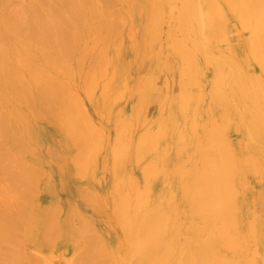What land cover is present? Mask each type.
<instances>
[{
	"label": "rangeland",
	"instance_id": "1",
	"mask_svg": "<svg viewBox=\"0 0 264 264\" xmlns=\"http://www.w3.org/2000/svg\"><path fill=\"white\" fill-rule=\"evenodd\" d=\"M9 1L7 0V9L11 8L12 10V7H14V9L18 7V10H25L32 2L34 4L35 0H12L14 3L13 5H11L12 2ZM49 1L52 3V0ZM49 1L47 0L48 5ZM94 1L99 7L104 3L102 0ZM131 1L132 0H113L112 3L114 2V4H109L108 11L111 17L108 16L109 19L107 18V20H114L118 14H120V18L123 14V18L118 19L117 24L115 23L117 25V28H115L118 31V27L122 25V22L126 21L125 18L129 15V21H131L130 15H133L131 21L133 23L129 22V25L132 24L131 30L134 31V33H132L130 29H127L128 22H126L125 25L123 23L120 27V29H123L121 30L122 35L119 30L120 35L117 34L118 32H115L116 35H119L116 36L118 38L115 39V36H112L114 38L111 37L107 40L109 44L107 41L104 42L105 44L107 43L108 49L103 43L102 45L104 47H102V45H100L101 41L98 39L100 35L99 32H101L102 29L98 31H94L91 28L86 30V27L82 26L83 30L79 29L81 32H77L78 35H83L80 38L81 41L83 39V43H80L81 50L88 52L93 50L94 52L97 51V53H100L102 48L101 55H103L106 50L105 55L107 59L110 58L109 55L112 56L110 58L111 60H108L110 63L112 61L114 63L111 64L109 68L103 70L102 68L104 66H101V77L99 75V77L97 76L94 78L95 81L93 80L89 83L88 79L90 78L87 76L88 74H86V67H88L87 61L82 62V64L80 62L81 60L77 62V54L71 58L72 60L69 59L70 61H67L68 59L63 60L61 57L58 58L61 60H59L60 63L65 64L67 62L66 64L68 65L61 64V67L51 69V71L49 70V74H53L55 79L66 85L68 83V85L65 86L67 91H69V104H71L69 113L74 111V115L70 114V116L73 115L71 120L75 118L81 120L82 124H78L77 127L81 130H85L89 135L81 149L76 147L77 142L80 141L78 136L73 133L74 136L71 135V133H67L68 130L63 124L60 127L62 130L59 129L61 131H56L55 127L51 125V121L48 122L44 120L45 117L43 113L39 112L40 115H43V117L42 115L39 117V114L28 105L26 106L30 109L23 105L27 104V101L25 100L26 103H22L24 100H21L22 97L20 99V95L19 98L17 97L18 94L11 98V101L14 100L12 103H15L16 107H21L22 113L24 112V122L27 120L25 125H29L28 127H30L25 129L26 126L22 123L24 128L20 126L19 130H27L29 137H32L31 142L27 141L31 147H24L27 143L24 139L25 142L23 141L21 143V145L24 143V146L18 148V145L15 149L13 141L9 139L5 140V137L0 138V143L2 142V144H0V151H5V157L7 156L5 160V164H7L6 173L9 175V172H15L22 175V177L18 178V185H12L10 180L6 177V174L0 177V207L2 210L9 213L12 212L10 214L15 221H19V223L16 222L17 225L14 224V239H16L13 241V246L16 251L14 253L17 254L18 263L80 264L93 255L103 257V254L116 255L117 257L120 255L123 258L124 255L122 254L124 250L125 254L128 248H126L128 245L125 240L126 238L124 236L122 237L124 234H122V232L126 233L123 224L124 221L134 218V220L137 219V223H140L142 220L141 217L145 216V220L149 223V237L154 234L160 239L155 246H153L149 240L147 243L149 245L148 254L150 258L154 257L156 261H158L156 256H161L163 252L166 251V248H172L174 252L172 263L170 260L168 261L169 257L166 258V261H168L167 264H173L175 257L182 253L179 247L185 245L196 248L198 241L205 237L206 232L204 230H210V232L213 233L214 224H216L219 227V229H216L219 230L218 235H220V237L230 238L228 240L233 239L232 241H228L227 238H222L223 241L221 242L222 244H219L220 247L228 249L229 253L234 255V258L239 257L242 264H246L247 262L255 264L253 261L255 262L256 258L262 260L263 262L261 264H264V237L261 238V243L260 234H258V231L264 230V167L257 168L253 164L255 155L248 147L250 143L249 140L252 136L248 130L246 131L244 123L238 126L236 122L237 118V121L240 120L239 117H241L243 113V100L239 89L230 80L229 67L227 66L229 65L233 72L237 70L241 76L253 74L252 83L247 85V89L251 90L252 87L257 89V79L261 77L259 76V64L256 61L253 62V57H249L251 53L249 54L247 42L248 38L251 36L249 34L250 31L246 29V31H243L241 29L243 27L240 21L236 19V15H229L221 0H217L220 7H223V11L221 12L219 9L220 7L217 5L219 7V12L223 13V16L225 14L224 17H221L222 19L224 18L223 20L225 22L223 21V23H225V25L222 24V19L219 14L217 17L219 16L218 18H220L221 21L217 18L215 23H219L220 27L218 28L217 25L215 26L218 30L220 29V31L223 29L226 36L232 39V47L234 46L237 48L235 51L238 52V57H235L234 60L239 64L234 63L239 65L238 67L240 68L235 69L237 66L234 64V66H236L234 68L230 65L227 59L220 55L219 49L214 48L213 45L203 37L202 32L205 25L202 24L201 19H198V14H196L194 18L185 15L182 0H148L150 3H146V0L145 2L144 0H134L135 3L137 2L136 4ZM43 2L47 3L44 0ZM55 2H57V0ZM140 2L141 4H139ZM157 2H159L161 8H159V6L157 7ZM9 3L11 5L10 7ZM38 3L41 4L40 1ZM54 3L51 5H54ZM105 4L108 6V3ZM142 4L146 7H143ZM154 4L155 6H153ZM150 5L153 7L150 8ZM112 6L114 7L111 9ZM155 7L157 10H155ZM114 8L117 11L113 10ZM137 8L141 9V12H136ZM144 8L148 9L146 10ZM144 10H146V12ZM111 11L112 13L114 11L117 13H114L116 15L115 17ZM154 11L158 12L154 13ZM21 12L22 11H20V13ZM144 13L146 14L144 15ZM148 14L152 16L148 17ZM155 14L157 17H155L156 19L153 17ZM143 16H146L145 18L147 19L149 18V21L144 19ZM151 17L153 21L154 19L157 20V25L155 22H153L154 24L151 22ZM121 19H124V21L122 20L121 24L118 26V22L119 20L121 21ZM158 19L161 22L158 21ZM139 20H141L140 24L138 23ZM178 20H181V26H179L180 21L178 23ZM114 21H116V19ZM146 22L149 23L147 24L149 28L146 26L148 29L146 30L147 32H144L143 29H146L144 26ZM154 26H157L156 29ZM128 28L130 27L128 26ZM151 28H154V30L152 29L153 31H149ZM224 28H226V30ZM92 31H94L95 35H93L94 33ZM126 32H131L133 36L131 33L127 34ZM144 33H154L153 36L155 37L145 35V38ZM247 34L250 36L246 37ZM127 35L136 39V42L133 40V42L137 44L133 43L136 47L134 48V45L131 48L135 50L139 47L137 50L139 52H137V54L135 53V55L133 54L134 52L130 53V51H132L130 49L132 45L130 42L132 40L128 38L129 36L127 38L130 40L126 39ZM121 36L122 39L120 40L119 38ZM142 37H144L143 40H147V43L144 41L146 44L143 42ZM111 39H113V41H111ZM245 40L247 42H245ZM115 43L118 47L121 45V48L118 50L114 49L116 46H114ZM143 43L145 49H143ZM222 43L219 44V47L225 50L227 44ZM117 46L116 48H118ZM98 49H100V51ZM198 49L200 50L198 51ZM114 53L118 54V57H115ZM132 55H134V57ZM239 57H241V59ZM115 58H117L116 60L119 64L115 62ZM205 58L209 59V61L204 62L203 59ZM242 58L245 59L246 62ZM127 59H129V61ZM109 62H106V65ZM79 63L81 65H79ZM114 64L115 66L112 68ZM207 64L209 66L211 64L218 69L220 72L219 80L214 79L213 71L209 69L211 66L208 67ZM246 65L249 68H246L248 70L245 69ZM68 66H70V68ZM241 66H243V68ZM59 68L65 69V72L69 69L67 73L68 76L71 75V78L67 77V73L63 74L64 71L62 74H59L61 70L56 73L55 70ZM70 70H73L72 74H69ZM60 75L63 77L66 75V78ZM110 75L112 78H110ZM107 80L109 81L107 82ZM92 85H94V87ZM183 87H188V92L182 91ZM189 88L191 89L189 90ZM119 90L120 92H117ZM84 91H86V93H84ZM13 95L15 94L13 93ZM104 96H106V98H104ZM217 96L226 97L229 105L233 108V126L229 129L226 128L223 123L220 110L214 108L218 106L215 102ZM102 98H104V100ZM263 106L264 104H261L262 113L264 114ZM49 107V105H46L45 108L49 109ZM72 107H76L77 109L75 108V110ZM19 130H13V140L15 132H18L16 133V135L18 134L17 136L21 135L22 137L23 132L20 133ZM1 139L4 140L5 144ZM9 142L14 145L12 149L9 147L11 146ZM4 145L8 147V149ZM222 145L224 147L235 145L237 154L248 161L247 166L244 168H248V166L251 165L249 171H252V173L247 176L246 183H244L248 188V192L246 196H242L239 207L230 221L226 222L225 225H223L225 222H222V224L219 219L218 221L217 219H198L196 214L194 217L189 213L191 209L186 207L184 203L182 204L183 201L181 202L180 200V198L184 197L187 191H189V180H191L192 177L198 178L201 174L206 173V160L212 157V155L214 156L216 153H219L222 150ZM39 148L40 150L38 151ZM10 149L11 151L14 150L11 152ZM33 149L34 151L36 150L35 153ZM13 155L15 157H13ZM203 168L205 170H203ZM126 174L129 175L126 176ZM131 174H133V177ZM100 176H103V179H100ZM131 178L132 180H130ZM98 179L100 181L98 182L100 186H97L96 183ZM111 180L113 181L112 185L109 184ZM237 180L238 184H241L240 176L237 177ZM63 183L65 184L63 185ZM77 184L84 186H79L78 188ZM90 184H92V188H90L91 186L89 187ZM113 185H115V187ZM110 187L112 189H109ZM63 189L64 192H62ZM79 189H81V191H79ZM13 192L14 194H12ZM11 194L14 197H12ZM15 195H17V198ZM1 197L6 198V200ZM136 200L140 202V204ZM17 201L19 204H16ZM54 203L56 204L53 205ZM16 205H18V207ZM132 205H134V207ZM165 205L177 207V210L172 214L171 218H169L166 213ZM187 208L189 212L186 211ZM19 211H22L21 213L24 214L23 217H20L21 214L18 215L20 213ZM123 211L125 213H123ZM128 213L132 215V218ZM16 215H18V218ZM50 215H54V219ZM191 217H194L195 220ZM43 219L44 221L42 223L41 220ZM45 220H48L50 223L45 224ZM36 221L38 222L36 223ZM33 222L35 224H33ZM243 222L245 225L244 230L242 228ZM53 223L55 224L52 225ZM25 224L29 226L26 227ZM42 224L44 226H42ZM192 226L197 231L189 232L188 229ZM23 227H25V229H23ZM43 227L45 230H48L45 231ZM50 227L51 229L53 228L52 231ZM222 230L223 232H221ZM224 233L228 236L224 235ZM113 235L117 238L115 236L113 237ZM200 236L202 237L198 238ZM223 242L227 244V247H225ZM87 244L90 248L87 247ZM122 245L124 247H122ZM114 247L116 249L115 252L113 250ZM117 249L118 252H116ZM77 251L80 252L78 253ZM193 258L195 257L193 256ZM156 261H152L153 264H155ZM159 263H161V260Z\"/></svg>",
	"mask_w": 264,
	"mask_h": 264
},
{
	"label": "bare ground",
	"instance_id": "2",
	"mask_svg": "<svg viewBox=\"0 0 264 264\" xmlns=\"http://www.w3.org/2000/svg\"><path fill=\"white\" fill-rule=\"evenodd\" d=\"M39 1L41 2V4L38 3ZM39 1L35 0L34 4L32 2V4L28 8H26L25 10L24 9L18 10L19 9L18 7H17V9H14V7H12V10H11V8L7 9V0H0V138L5 137V140L9 139L10 141H13V144L15 146L10 142H9L10 144L8 143L9 145L12 146V147L9 146L11 149L13 148V146H14V149L17 148L18 145H19L18 148H20V146H24V143L21 145V143L24 141V139L26 142L32 141V137L31 136L29 137L28 131L25 130L26 128H30V127H28L29 125L28 126L25 125V122L27 120L24 122V120H25V118L23 116L24 112L22 113L21 107H16L15 103H12L14 100L11 101V98L16 96V94H18V96H17L18 98L20 95V99L22 97V99H21L22 101L23 100L27 101V104H23V105H25V106L28 105L31 109H33L35 112H37L39 114V117L42 115V114L40 115L39 112L43 113L44 117H45L44 120H47L48 122L51 121L52 122L51 125L55 127L56 131L61 129L60 127L63 124L66 127V129L68 130L67 133H71V135L76 134L78 136V139L80 140L79 142H77L76 147L78 149H81L89 135L87 134V132L85 130H81L80 128L77 127L78 124H80L82 122L81 120H77L76 118L72 119L74 121L71 120L72 116L74 115L73 114L74 111H71V113H69V107H71V104H69L70 103L69 91H67V89H66V86L68 85V83L66 85L65 83H62L61 81H58L57 79H55L53 77V74L52 75L49 74L50 73L49 70L51 71V69L61 67L62 65H65L67 63V62L65 64L60 63L61 60L58 58L61 57L63 60L68 59L67 61H70L69 59H71L74 55L76 56V54H77V62L81 60L80 62L82 64V62L87 61L86 63L88 64V67H86L87 73L86 72L85 73L88 74L87 76H89V78H90V79H88L89 83H91L95 77H97V76L99 77V75L101 77L102 76V74H101L102 73V71H101L102 67L101 66L102 65L104 66L102 68L103 70H106L107 68H109L110 65L114 63L113 61L110 63L108 60L112 56L109 55L110 58L107 59V56L105 55V51H106L105 48H104V50H105L104 54L101 55L100 54L102 51L101 47H100L101 51H100V49H98L100 51V53L99 52L97 53V51L94 52L93 50L90 52L81 50L80 49V43H83L82 42L83 39L81 41L80 38L83 35H78L77 32L79 31V29H82V26L83 27L85 26L86 30H89L90 28L94 31H98V30L102 29V31L99 32L101 37H100V35L98 37V39L101 41L100 45H102V43L105 44L104 42L109 40L112 36H115V39L118 38L116 36H119L122 33L121 30H123V29L122 28L120 29V27L123 25V23L125 25V23L128 22L127 24L130 28H128V26H127V29L131 30L132 29L131 23H133L131 21H132L133 15L132 16L130 15L131 21H129V19H130L128 17L129 15L127 16L128 19L124 17L126 19V21H124V19H121V21L119 20L118 26H119V24H121L122 20L124 22H122V25H120L118 27V31H117V29H116L117 28L116 27L117 26L116 25L117 20L120 18H123L122 17L123 14L119 18L120 14H118V16H116L115 14H117V13H115V11L112 13V11H111L113 16L114 17L116 16V18L113 17L114 20L116 19V21H114V20L108 21L107 20L108 16L111 15L110 12L108 11V7H109V4L111 5L113 0H102V1H104V3H102L100 5V7H99V5H97V3L94 0H57V2H55L56 0H54L55 3L52 0V3H54V5H51L52 3L49 0H48L49 5H48L47 0H44L47 3L43 2V0H39ZM150 1L146 0V3H148V2L150 3ZM155 1H159V0H155ZM9 2H12L11 5L14 4L12 0H10ZM131 2L133 3L134 0H132ZM131 2L130 3L128 2V3L132 4ZM144 2H145V0H144ZM221 2L226 7V11L228 12L229 15H231V14L233 16L236 15V19H238L240 21V23L243 27L241 29L243 31H246V30L250 31L249 34L251 36L248 34L246 35V37L250 36V38H248V42L245 40V42H247V46H248L247 48H248L249 54L251 53V55H252V56L249 55V57H253L252 58V60L254 59L253 62L256 61L259 64V73H260L259 76L261 78L257 79V89L255 87H252L251 90L247 89V87H248L247 85L249 83H252V79H253L252 75L253 74L247 75L245 73L246 75L241 76L237 70L233 72L231 70V67L229 65H227V66L229 67L230 80L239 89V92H240V94L242 96V100H243V107H242L243 113H242V116L239 117L240 120L237 121V119H238L237 118L236 122H237L238 126L242 125L244 123L246 126V131L248 130L250 135L252 136V138L249 140L250 143H249L248 147L250 150L253 151V153L255 155V157L253 158V162H254L253 164L257 168L258 167L262 168V166L264 167V114L262 113V109H261V104H264V84H263L264 83V81H263L264 80V78H263L264 77V0H221ZM105 3H108V6ZM157 3H158V5H157V7H158L159 2H157ZM182 3H183L182 6L184 9L185 15L192 16V18H194V17H196V14H198V16H199L198 19H201L202 24L205 25V28L203 29V32H202L203 37L211 45H213L214 48L219 49L220 55L222 57L226 58L230 65H232L234 68L236 66L238 67L239 65H237V64H239V63L235 62V60H234L235 57L236 58L238 57V52L235 51V50H237V48L234 46L232 47V45H231L232 39H230L228 36H226V33L223 29H221V31H220V29L219 30L217 29V27L218 28L220 27L218 21H217L218 24L215 23L219 16H220V18L225 16V14L223 16V13L219 12V9L221 12L223 11V9H222L223 7H220L218 1L217 0H182ZM38 4H40V5H38ZM113 4H114V2L112 3V5ZM139 4H141V2ZM11 5L9 3V7ZM55 5H57V6H55ZM142 5H143V7L145 6L144 4H142ZM212 5L215 7V9ZM153 6H155V4ZM153 6L150 5V8ZM19 7H21V6H19ZM113 7L114 6H112L111 9ZM134 7H135V5H134ZM21 8H24V7H21ZM159 8H161V7L159 6ZM159 8H158V10H159ZM13 9H14V11H13ZM127 9H128V7H127ZM130 9H131V7H130ZM144 9H146V8H144ZM7 10H9V11H7ZM113 10H116V9L114 8ZM146 10H144V11L146 12ZM155 10H157V8ZM20 11H22L21 12L22 14L20 13ZM138 11L141 12V9L137 8L136 12H138ZM15 12L20 13V14H17ZM127 12H128V10H127ZM155 12H158V11H154V13ZM12 13H14V14H12ZM149 13H150V10H149ZM126 14H129V13H126ZM145 14L146 13H144V15ZM152 14H153V12H152ZM139 15H140V13H139ZM217 15H219V16L217 17ZM150 16H152V15L150 14ZM150 16L148 14V17H150ZM145 17L143 16L144 19H147ZM153 17L155 18L156 14ZM220 18H218V19L220 20ZM151 19L150 20L152 23L157 22V20H155V19L153 21L152 17H151ZM223 19H222V24L225 25V23H223V21H224ZM227 19H225V20H227ZM140 21L141 20H139V22H138L139 24H140ZM147 21H149V18L147 19ZM158 21H160V20L158 19ZM179 21H180V25L179 24L178 25L181 26V24H182L181 20H178V23H179ZM129 22H131L130 23L131 25H129ZM139 24H138V27H139ZM147 24H149V23L146 22V24L145 25L143 24V25L145 27L147 26L149 28V26ZM157 24L158 23H156V25ZM215 25H217V27ZM229 25H231V24H229ZM134 26H135V24H134ZM144 26H142V27H144ZM147 27H146V29H143L144 32L148 29ZM154 27L156 29L157 26H154ZM152 29L154 30V28H151V29H149V31H153ZM224 29L226 30V28H224ZM119 30H120V34H119ZM94 31H92V32L94 33ZM79 32H81V31H79ZM115 32L116 33L118 32L117 34H119V35H116ZM130 33L131 32H129L127 34H130ZM132 33H134V31H132ZM93 35H95V33ZM145 35H151V37H155V36H153L154 33L153 34L152 33L151 34L150 33H148V34L144 33V36ZM132 36H133V34H132ZM127 37L132 40L130 42V43H132L131 46L128 43L130 46V49H131L136 44L135 43L136 39L135 38L133 39V37H130V35H127L126 39H128ZM147 37H150V36H147ZM112 38H114V37H112ZM143 38L144 37H142V40H143ZM145 38H146V36H145ZM187 38H188V36H187ZM119 39L121 40L122 36ZM130 39H128V40H130ZM133 40L135 42H133ZM111 41H113V39H111ZM117 41H116V43H117ZM144 41H146V43H147V40L144 39L143 42ZM153 42H154V40H153ZM222 42L224 44H227L226 45L227 48L225 50L223 48L219 47V44ZM116 43L114 44V46L115 45L117 46ZM119 43H121V42H119ZM133 43H135V44L133 45ZM144 43H143L144 48L142 47L143 49H145ZM108 44H109V42H108ZM173 44H174V42H173ZM136 45L134 46V48L136 47ZM83 46H84V44H83ZM107 46L108 45L106 43L105 47H107ZM116 46L114 47V49L118 50L121 48V45L119 47L117 46L118 48H116ZM129 46H128V48H129ZM102 47H104V46L102 45ZM179 47H178V49L180 50ZM84 48H85V46H84ZM111 48H113V47H111ZM138 48L135 49L136 51L134 49L133 50L131 49L132 51H130V49H129V51H130V53L134 52L133 54L135 55V53L137 54V52H139V51H137ZM107 49H108V47H107ZM199 50L200 49H198V51ZM115 52H116V50H115ZM178 54H179V52H178ZM243 54H245V53H243ZM117 55L118 54H115L114 56L118 57ZM134 55H132V56L134 57ZM182 56H183V54H182ZM201 57L203 58L202 55H201ZM239 58L241 59V57H239ZM116 59L117 58H115V62H117ZM245 59H246V57H245ZM245 59H243V60H245ZM127 60L129 61V59H127ZM182 60H184V59H182ZM203 61L204 62L209 61V59L205 58V59H203ZM106 62H109V63L106 65ZM234 62L237 64H235ZM245 62H246V60H245ZM69 63H71V62H69ZM81 64L79 63V65H81ZM234 64L236 66H234ZM66 65H68V64H66ZM114 66H115V64L112 65V68H114ZM207 66L208 67L211 66L209 69L213 71L214 79L219 80L220 72L218 71V69L211 64H210V66L207 64ZM246 66H245V69L248 68V66L247 67ZM65 67H67V66H65ZM68 67L70 68V66H68ZM237 67L235 69L240 68V67H238V68ZM241 67L243 68V66H241ZM248 69H246V70H248ZM59 70H61L60 71L61 73L59 72ZM68 70H67V72H68ZM240 70H242V69H240ZM63 71H64L63 74L67 73V72H65V69L59 68L58 70L57 69L55 70V72L56 73L59 72V74H62ZM72 72H73V70H70L69 74L70 73L72 74ZM86 74H85V77H86ZM256 74H254V75H256ZM66 75H67V77L71 78V75L68 76V73ZM66 75H64L65 78H66ZM73 75H74V73H73ZM50 76H52V77H50ZM61 77H63V76H61ZM110 78H112V76ZM254 80H256V79H254ZM108 81L109 80H107V82ZM89 83H88V85H89ZM92 84H94V83H92ZM243 84H244V87H243ZM92 86L94 87V85H92ZM124 86H126V85H124ZM250 86H252V85H250ZM190 89L191 88H189V90ZM182 91L188 92V87H183ZM117 92H120V90ZM117 92H115V93H117ZM13 93L15 95H13ZM84 93H86V91H84ZM98 94H99V92H98ZM106 94H108V93H106ZM115 97H114V99H115ZM104 98H106V96H104ZM104 98H102V99L104 100ZM112 98H113V96H112ZM13 99H15V98H13ZM119 99H121V98H119ZM24 101L22 103H26V101L25 102ZM107 101H108V99H107ZM118 101H120V100H118ZM215 102L218 106H215L214 108L220 110V114L222 116L223 123L225 124L226 128L229 129L230 127L233 126V119H234L233 108L229 105V102L227 101L226 97L217 96ZM46 105L50 106L49 109L45 108ZM73 105H76V104H73ZM21 106H22V104H21ZM30 108H28V109H30ZM72 108L75 109L76 107H72ZM72 108H71V110H72ZM30 113H31V111H30ZM70 114H73V115L70 116ZM42 117H43V115H42ZM22 123H24V125L26 127L24 130L21 129L22 130L21 131V130H19V127L20 126L23 127ZM48 125H50V124H48ZM13 130H19L20 133L23 132L22 137H21V135L17 136L18 134L16 135V133H18V132H15L14 136L16 138L14 137V140H13L12 139L13 133H14ZM61 130H59V131H61ZM94 133H95V131H94ZM17 138H20V139H17ZM1 140L4 143V140L3 139H1ZM28 143L29 142H27L24 147H27V148L29 146L31 147V145H29ZM0 144H2V142ZM32 147H35V146H32ZM6 148L8 149V147H6ZM35 148H37V147H35ZM11 149H10V151H11ZM221 149L222 150L219 153H216V155H214V156L212 155V157H209L206 160L205 166H206L207 170H206L205 174H201V172H200V174H201V175L199 174L200 177H198V178L192 177L191 180H189L190 181L189 187H188L189 191H187V193L184 195V197H181L180 200H181V202L183 201L182 204L184 203V205H186V207L191 209L190 212H189L188 208L186 211H188L194 217L196 214V217L198 219H208V220L209 219H212V220L217 219V221L219 219L221 221L220 223L225 222L224 224L222 223L223 225H225L226 222L230 221L231 217L234 215L237 208L239 207L242 196H246V194L248 192V188L245 186L246 184H244V183H246V178L249 174L252 173V171H249L251 165H249L248 168H244L247 166L248 161L245 158L243 159V157H240L239 154H237V152L235 150V145H233V146L228 145L226 147L223 146ZM39 150H40V148L38 149V151ZM45 150H46V148H45ZM33 151H34V149H33ZM4 152H2V150L0 151V177L5 176V174H6V177L10 180L12 185H18L17 184V181H19L18 178L22 177V175L19 173H15V172H11V173L9 172V175L6 173L7 164H5V160L7 159V156L5 157L6 153H4ZM35 152H36V150L34 151V153ZM13 157H15V156L13 155ZM203 170H205V169L203 168ZM202 173H204V172H202ZM129 174H126V176ZM34 175H36V174H34ZM131 176L133 177V174H131ZM238 176H240L241 184H238V180H237ZM102 177L100 176V179H103ZM96 180H94V181H96ZM122 180H124V179H122ZM130 180H132V178ZM79 181H81V180H79ZM126 181H127V179H126ZM5 182H7V181H5ZM98 182H100L99 179L96 183H97V186L98 185L100 186V184ZM112 183H113V181L111 180V182L109 184L112 185ZM64 184L65 183H63V185ZM77 185H78V188H79V186L80 187L84 186V185L81 186L79 184H77ZM91 185L92 184H90L89 187ZM113 186L115 187V185H113ZM85 187H86V185H85ZM92 187L93 186H91L90 188H92ZM111 187L109 189H112ZM141 187H144V186H141ZM15 188H17V187H15ZM65 188H66V186H65ZM138 188H139V186H138ZM2 190H3V188H2ZM73 190H74V188H73ZM79 191H81V189H79ZM14 192L12 194H14ZM62 192H64V189L62 190ZM127 192H128V190H127ZM132 192H133V190H132ZM89 193H90V191H89ZM69 194H70V192H69ZM17 195H15L16 198H17ZM146 195H147V191H146ZM12 197H14V196L12 195ZM4 199L6 200V198H4ZM15 200H17V199H15ZM19 202H21V201H19ZM25 202H26V200H25ZM25 202H24V205H25ZM58 202H59V200H58ZM17 203H18V201L16 202V204ZM134 203H136V202H134ZM138 203L140 204V202H138ZM55 204L56 203H54L53 205H55ZM58 205H59V203H58ZM127 205H128V203H127ZM1 206H2V204H1ZM16 206L18 207V205H16ZM132 206L134 207V205H132ZM41 208H42V206H41ZM43 208H44V206H43ZM60 208H61V206H60ZM75 208H76V205H75ZM176 208L177 207H175L173 205H165V210H166V213L168 214L169 218H171L172 214L177 210ZM38 209L41 210L40 208H38ZM10 210H11V208H10ZM10 210H8V211H10ZM56 210H57V208H56ZM137 210H138V207H137ZM16 212H17V209H16ZM21 212L18 215L21 214L20 217L21 216L23 217L24 214H22ZM10 213H12V212H10ZM10 213L5 211V210H2L0 207V264H19L17 261V254L14 253L16 251H15L14 246H13V241L16 239V238L14 239V233H15L14 224H16V222L19 223V221L18 220L15 221V219L13 218V216ZM14 213H15V211H14ZM123 213H125V212L123 211ZM25 214H26V212H25ZM131 214H132V212H131ZM18 215H16V217ZM54 215H55V213H54ZM54 215H50V216H52L54 219ZM26 216H27V214H26ZM130 216L132 218V215H130ZM194 217H191V218L194 219ZM126 218H128V217H126ZM141 218H142V220L140 221V223L139 222L137 223V219L134 220V218L128 219L127 221H124V223H123L126 233L122 232V234L124 233L122 235V237L124 236L126 238L125 240L128 243V245L126 246V248L128 247L126 250V253L124 254V252H125V250H124V252L122 254V255H124L123 258L120 255L117 257L116 255L114 256L111 254L110 255L109 254H107V255L103 254L104 255L103 257H100L99 255H96V256L93 255L89 259H87V260L85 259L86 260L85 262L82 261V263H80V262L79 263L80 264H109V263H113V264H153L152 261H154V260L156 261V259L154 257L150 258V255L148 254L149 245L147 243L149 240L151 242V244L153 246H155V244L158 241H160V239L157 238V236L154 234L149 237V230H150L149 229V223L147 220H145V216L141 217ZM38 221H36V223ZM41 221L43 223L44 219ZM149 222H150V220H149ZM47 223H50V222L47 220L45 224H47ZM33 224H35V223L33 222ZM54 224L55 223H53L52 225H54ZM235 224H237V223H235ZM28 226L29 225H26V227H28ZM42 226H44V225L42 224ZM214 226L215 227L213 229V233H211L210 230H208V231L204 230L206 232L205 237L204 238H201L202 236L198 237L201 239L200 240L197 239L199 241L196 245V248L195 247H193V248L188 247L185 245L182 247H179V249L182 253L180 255L178 254V256L175 257L173 264H242V261L239 257L234 258V255L230 254L228 249H223V247L219 246V244L223 241L222 238H227V237H220V235H218L219 230L216 229V228L219 229L218 225L214 224ZM244 227H245V225L243 222V227H242L243 230H244ZM45 228H46V225H45ZM45 228H44V230H45ZM201 228L203 229L202 226H201ZM23 229H25V227H23ZM50 229H51V227H50ZM52 229H51V231H52ZM47 230H45V231H47ZM224 230H225V228H224ZM188 231L189 232H191V231L195 232L197 230H195V228L192 226V227H189ZM221 232H223V230ZM44 234H45V232H44ZM258 234H260L259 235L260 236V242L262 243L261 238L264 237V230L258 231ZM224 235H226V233H224ZM114 236L115 235H113V237ZM117 236H118V234H117ZM226 236H228V235H226ZM231 237H232V235H231ZM228 239H230V238H227V240ZM232 240L233 239L228 240V241H232ZM90 242H92V241H90ZM116 242H117V239H116ZM46 244H47V242H46ZM223 244L225 245V247H227L226 246L227 244H225V242H223ZM231 244H232V242H231ZM19 245H20V243H19ZM87 247L90 248L89 245ZM122 247H124V246L122 245ZM122 247H121V249H122ZM229 247H231V246H229ZM113 250L115 252V250H116L115 247ZM172 250H173L172 248H166V251L163 252V254L161 256H156V258H158V261H156L155 264L156 263L167 264V262L169 260L172 263L173 253H174ZM111 252H113V251H111ZM116 252H118V249ZM90 254H92V253H90ZM193 256L195 258H193ZM167 257H169L168 261H166ZM84 258H85V255H84ZM160 260H161V263H159ZM262 262L263 261L258 260V258L255 259V262L253 261V263H255V264H261ZM246 264H252V262H247Z\"/></svg>",
	"mask_w": 264,
	"mask_h": 264
}]
</instances>
